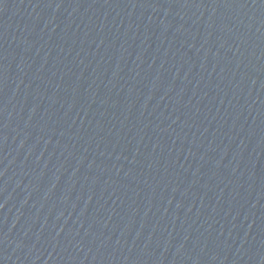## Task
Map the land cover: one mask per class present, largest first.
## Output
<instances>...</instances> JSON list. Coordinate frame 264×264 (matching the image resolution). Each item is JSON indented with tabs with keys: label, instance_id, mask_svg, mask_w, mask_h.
I'll return each mask as SVG.
<instances>
[{
	"label": "water",
	"instance_id": "1",
	"mask_svg": "<svg viewBox=\"0 0 264 264\" xmlns=\"http://www.w3.org/2000/svg\"><path fill=\"white\" fill-rule=\"evenodd\" d=\"M0 264H264V0H0Z\"/></svg>",
	"mask_w": 264,
	"mask_h": 264
}]
</instances>
